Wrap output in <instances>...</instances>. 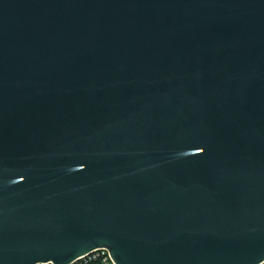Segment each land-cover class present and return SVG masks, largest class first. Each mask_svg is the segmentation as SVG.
<instances>
[{"label":"water","instance_id":"95a60500","mask_svg":"<svg viewBox=\"0 0 264 264\" xmlns=\"http://www.w3.org/2000/svg\"><path fill=\"white\" fill-rule=\"evenodd\" d=\"M264 261V0H0V264Z\"/></svg>","mask_w":264,"mask_h":264},{"label":"built area","instance_id":"2783aa9c","mask_svg":"<svg viewBox=\"0 0 264 264\" xmlns=\"http://www.w3.org/2000/svg\"><path fill=\"white\" fill-rule=\"evenodd\" d=\"M69 264H115L108 250L105 248L96 249L94 252L82 256L80 259ZM259 264H264L262 261Z\"/></svg>","mask_w":264,"mask_h":264}]
</instances>
